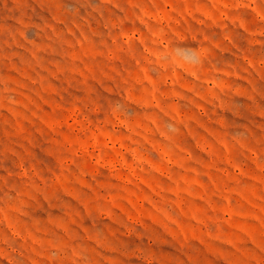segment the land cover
<instances>
[{
    "label": "rangeland",
    "instance_id": "374dc122",
    "mask_svg": "<svg viewBox=\"0 0 264 264\" xmlns=\"http://www.w3.org/2000/svg\"><path fill=\"white\" fill-rule=\"evenodd\" d=\"M0 264H264V0H0Z\"/></svg>",
    "mask_w": 264,
    "mask_h": 264
}]
</instances>
